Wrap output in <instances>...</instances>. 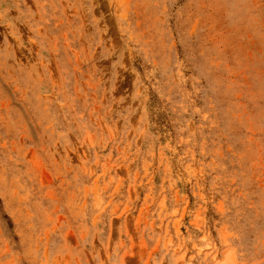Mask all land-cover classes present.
Here are the masks:
<instances>
[{"label":"rangeland","instance_id":"rangeland-1","mask_svg":"<svg viewBox=\"0 0 264 264\" xmlns=\"http://www.w3.org/2000/svg\"><path fill=\"white\" fill-rule=\"evenodd\" d=\"M0 264H264V0H0Z\"/></svg>","mask_w":264,"mask_h":264}]
</instances>
